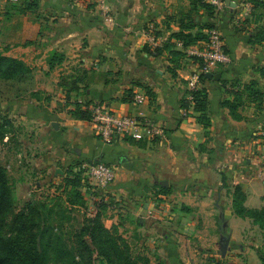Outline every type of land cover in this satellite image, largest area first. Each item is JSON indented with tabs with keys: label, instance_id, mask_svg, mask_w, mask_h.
<instances>
[{
	"label": "crops",
	"instance_id": "crops-1",
	"mask_svg": "<svg viewBox=\"0 0 264 264\" xmlns=\"http://www.w3.org/2000/svg\"><path fill=\"white\" fill-rule=\"evenodd\" d=\"M14 1L0 6V43L33 70L38 96L8 103L7 114L31 169L59 176L86 163L111 165L115 180L100 192L122 207L149 264H263L256 249L264 232L237 216L233 202L239 188L248 210L264 208V97L257 102L247 90L254 81L264 94V0H220L223 10L208 0H106L112 22L98 0H38L23 14ZM209 24L221 31L230 62L213 72L219 80L201 82L205 128L200 112L183 110L198 68L187 52L204 46ZM152 25L157 45L147 41ZM52 56L61 63L51 67ZM145 88L150 100L135 105ZM95 104L163 133L104 142L93 122L70 114Z\"/></svg>",
	"mask_w": 264,
	"mask_h": 264
},
{
	"label": "rangeland",
	"instance_id": "rangeland-1",
	"mask_svg": "<svg viewBox=\"0 0 264 264\" xmlns=\"http://www.w3.org/2000/svg\"><path fill=\"white\" fill-rule=\"evenodd\" d=\"M3 1L0 0V6ZM5 51L7 48L0 43V53L5 55ZM34 79V73L26 80L0 79V166L6 171L11 198L2 211L0 236L16 245L22 255L30 244L37 246L45 251L46 264H126L123 257L134 260L141 256L137 254L131 227L121 217L122 207L113 199L106 200L100 190H93L86 172L82 171L76 181H66V169L59 176L47 170L38 172L31 169V163L19 150L25 147L19 145L17 126L5 125L15 120L9 119L8 103L15 98L31 97ZM70 168L75 172L81 170ZM94 219L99 223L95 225ZM88 226L98 227L94 236L83 231ZM256 251L264 257V243Z\"/></svg>",
	"mask_w": 264,
	"mask_h": 264
},
{
	"label": "built area",
	"instance_id": "built-area-1",
	"mask_svg": "<svg viewBox=\"0 0 264 264\" xmlns=\"http://www.w3.org/2000/svg\"><path fill=\"white\" fill-rule=\"evenodd\" d=\"M218 10H223L225 5L220 0H208ZM102 15L108 22H112L109 16L110 8L106 0H98ZM155 26L147 29V41L151 45H157L159 37ZM188 56L195 60L198 68L187 80V101L186 108L183 110V116H188L195 106V94L201 91V82L206 75L213 73L219 66L230 62L229 55L225 52L224 41L221 31L214 27L208 31V38L202 48H192L187 52ZM150 100V96L144 90L134 93L132 101L135 105H142ZM91 113V122H93L96 133L104 142H111L115 138H128L139 140L144 135L150 138L160 136L163 132L152 125L145 124L133 116L117 115L111 112L103 104H95L89 108ZM264 166V156L261 158ZM81 169L86 172L90 184L98 190L106 189L115 180L114 168L106 163L99 162L94 164H85Z\"/></svg>",
	"mask_w": 264,
	"mask_h": 264
},
{
	"label": "trees",
	"instance_id": "trees-1",
	"mask_svg": "<svg viewBox=\"0 0 264 264\" xmlns=\"http://www.w3.org/2000/svg\"><path fill=\"white\" fill-rule=\"evenodd\" d=\"M17 12L26 13V12H34L38 9L39 3L38 0H15L14 5L12 6ZM208 9L210 7L208 6ZM214 25H208L209 30L214 28ZM61 63V60H57L56 56H52L50 60V65L53 67L55 63ZM33 70L27 66L23 61L8 57L4 54L0 53V79L4 80H26L33 73ZM261 76L264 78V69L261 70ZM207 79V78H205ZM33 81V80H32ZM146 93L151 97V92L144 89ZM249 94L256 100L257 102H262L264 94L257 87L256 82H251L250 86L247 87ZM38 96L36 92L33 91L31 97ZM24 99V97L15 98V100ZM12 102V101H11ZM207 102V96L203 90L197 92L195 94V106L194 109L201 113L199 118L200 123L205 127H209V121L205 115V107ZM224 105L230 108L231 111H235L237 109V105L234 102H225ZM187 106L184 104V108ZM70 114L80 120L91 121V113L89 110H84L80 108V106L76 105L75 109L70 112ZM6 128L11 125L10 121L5 123ZM8 130L5 131V135L7 136ZM131 140V139H130ZM99 163V162H98ZM101 163V162H100ZM104 163V162H103ZM107 164V163H106ZM81 169V167H78ZM83 170H79V172H75L73 168H69L67 170L68 177L66 181L74 178L75 181L80 176ZM69 178V179H68ZM77 185V184H76ZM11 201L10 198V189L8 188V178L6 175V171L4 168L0 166V224H1V216L2 211L9 205ZM245 197L241 193L239 188L235 191L234 196V210L235 214L239 217L250 218L254 221L256 225L264 232V208L261 210H248L244 206ZM93 223L96 225L97 219H94ZM90 222V225H93ZM100 227V224L98 225ZM96 227V226H94ZM98 229L92 228L91 226L83 228V231L94 236V231ZM116 246V245H115ZM117 247V246H116ZM122 253V251H121ZM105 257H107L109 263H111L110 258L106 253ZM260 260L264 263V257L260 252H258ZM123 261H126V264H149V260L145 257L138 256L132 260L129 256L123 257ZM0 264H46V254L45 251L40 250L37 246L31 245L26 250L24 255L18 250L16 245H11L7 241L3 240L0 236Z\"/></svg>",
	"mask_w": 264,
	"mask_h": 264
},
{
	"label": "water",
	"instance_id": "water-1",
	"mask_svg": "<svg viewBox=\"0 0 264 264\" xmlns=\"http://www.w3.org/2000/svg\"><path fill=\"white\" fill-rule=\"evenodd\" d=\"M220 77H221L220 74L215 75L213 73H209V74L206 75V78H208L210 80H212V79L219 80ZM55 127H57V126L55 125ZM91 164H93V162ZM124 166L128 168L129 167V162L124 161ZM162 185L163 186H167V183H162ZM228 244H229V240L228 239H225V245L223 246V249H222L224 255L226 254V251L228 249Z\"/></svg>",
	"mask_w": 264,
	"mask_h": 264
}]
</instances>
